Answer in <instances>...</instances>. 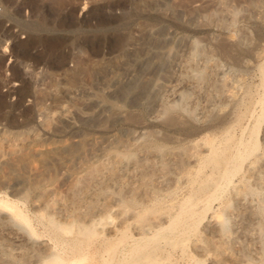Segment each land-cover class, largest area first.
<instances>
[{
  "label": "rangeland",
  "instance_id": "obj_1",
  "mask_svg": "<svg viewBox=\"0 0 264 264\" xmlns=\"http://www.w3.org/2000/svg\"><path fill=\"white\" fill-rule=\"evenodd\" d=\"M0 264H264V0H0Z\"/></svg>",
  "mask_w": 264,
  "mask_h": 264
},
{
  "label": "bare ground",
  "instance_id": "obj_2",
  "mask_svg": "<svg viewBox=\"0 0 264 264\" xmlns=\"http://www.w3.org/2000/svg\"><path fill=\"white\" fill-rule=\"evenodd\" d=\"M57 2H59V3H62V2H64V1H66V0H56ZM221 50H222V52L223 53H225L226 54V49L225 48H221ZM178 68H181L182 70L184 69V68H182V67H184L185 66V64H184V62H183V60H181L177 65H176ZM177 68V69H178ZM188 68V67H187ZM168 112V111H167ZM170 114V113H169ZM168 115V114H167ZM171 115H174V114H171ZM169 116V121L168 122H170V123H176L178 120L175 118V117H173V116H170V115H168ZM214 150V149H213ZM211 180V179H210ZM214 184H215V186H217V187H219L220 186V181H215L214 182ZM6 209H7V211H9L10 213H12L15 217H18V218H21V216L22 215H20L17 211H16V209H14V208H9L8 206H6ZM147 258H149V256H147ZM146 258V259H147Z\"/></svg>",
  "mask_w": 264,
  "mask_h": 264
}]
</instances>
